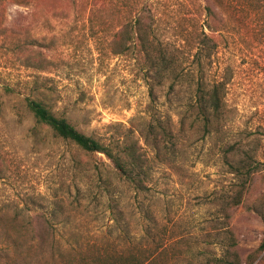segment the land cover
I'll return each instance as SVG.
<instances>
[{
  "label": "rangeland",
  "instance_id": "374dc122",
  "mask_svg": "<svg viewBox=\"0 0 264 264\" xmlns=\"http://www.w3.org/2000/svg\"><path fill=\"white\" fill-rule=\"evenodd\" d=\"M201 1H208L226 24L213 73L230 77L229 135L256 150L262 162L248 201L258 203L264 192V0ZM62 3L39 0L40 10L33 11L13 0L0 1V208L7 211L6 221L18 214L27 228L20 235L0 234L1 264H67L71 254H108L113 263L137 256L150 264L145 259L160 253L152 264H216L223 255L224 231L221 222L213 221V199L233 189V177L202 136L190 142L181 167L155 158L139 129L168 114L176 120L175 111L162 98L151 102L132 58L113 55L107 38L95 36L87 25L66 24L70 13L53 12ZM167 4L169 23L187 25L189 0ZM38 32L57 36L43 50L58 66L42 76L54 94L55 111L86 135L139 139L149 158L145 185L120 180L102 155L93 159L100 172H78L65 142L31 136L35 120L22 100L31 94L38 73L22 66L16 44ZM45 220L52 224L49 233ZM230 226L246 264L263 241L264 221L257 211L239 206ZM8 235L17 243L6 242ZM254 264H264V252Z\"/></svg>",
  "mask_w": 264,
  "mask_h": 264
},
{
  "label": "trees",
  "instance_id": "16d2710c",
  "mask_svg": "<svg viewBox=\"0 0 264 264\" xmlns=\"http://www.w3.org/2000/svg\"><path fill=\"white\" fill-rule=\"evenodd\" d=\"M4 2L6 0H0ZM21 6L40 10L39 0H13ZM66 4L53 12L70 13L65 19L71 27L84 24L90 31L107 38L113 55L132 58L143 72L151 102L160 98L169 110L175 111L164 119L153 118L139 129L144 145L153 150L155 158L171 168L181 167L190 142L196 136L211 142L217 162L233 177V189L213 199L214 222H221L224 231L223 255L216 264H243L238 252L237 238L231 229V213L239 206L257 211L264 221V192L258 203H248L251 187L261 174L262 162L258 153L239 141H233L230 124L233 111L228 106L227 95L230 77L213 73L215 58L219 56L226 31L224 19L212 9L208 1L189 0L191 12L185 26H174L165 18L167 0H61ZM69 11V12H66ZM37 14V13H36ZM56 13H54L55 15ZM97 36V35H95ZM56 34L40 33L25 36L16 44L22 66L38 73L31 94L22 102L33 116L35 125L31 136L40 142L50 138L62 140L70 148L76 171L89 174L99 171L94 162L97 155L104 156L120 180L145 185L149 158L139 139L126 136L103 139L80 132L70 121L55 111L54 94L42 76L58 66V61L43 48H51ZM38 46L36 50L32 47ZM81 170V171H80ZM261 171V172H260ZM263 176V175H262ZM5 208H0V234L12 231L26 233L27 228L18 220L6 221ZM216 217V218H215ZM45 231L52 224L45 220ZM1 238V236H0ZM6 242L15 240L7 236ZM25 243V242H24ZM26 244V243H25ZM22 244H17V247ZM264 252V238L257 252L246 264H254ZM161 254V253H160ZM159 254V255H160ZM159 255L152 254L145 260L155 263ZM62 257V255H61ZM4 260L0 253V264ZM156 260V262H157ZM111 261V262H110ZM137 256L114 260L115 264H143ZM67 264H114L112 256L78 257L71 254Z\"/></svg>",
  "mask_w": 264,
  "mask_h": 264
}]
</instances>
